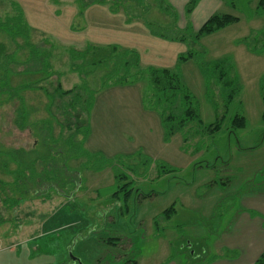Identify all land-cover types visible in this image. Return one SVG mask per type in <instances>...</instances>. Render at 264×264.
Here are the masks:
<instances>
[{"label":"rangeland","instance_id":"374dc122","mask_svg":"<svg viewBox=\"0 0 264 264\" xmlns=\"http://www.w3.org/2000/svg\"><path fill=\"white\" fill-rule=\"evenodd\" d=\"M220 1L216 13L239 20L196 37L204 19L185 7L170 26L155 2H133L135 12L122 0H0V18L23 36L13 40L0 26L10 53L0 59V180H18L12 149L46 157L57 148L69 171L61 194L37 177L12 209L0 192V264H208L239 255L223 241L244 206L264 198V7ZM149 20L184 39L154 34ZM152 69L179 74L197 121L166 119L183 109L159 100ZM58 82L87 100L81 127L75 117L72 127L56 120L53 112L65 121L71 99L55 94ZM127 182L128 212L125 191L114 196Z\"/></svg>","mask_w":264,"mask_h":264},{"label":"trees","instance_id":"16d2710c","mask_svg":"<svg viewBox=\"0 0 264 264\" xmlns=\"http://www.w3.org/2000/svg\"><path fill=\"white\" fill-rule=\"evenodd\" d=\"M122 1L127 2L129 4L131 3L130 5H131V7H133L134 10H135V8L133 5L134 4L133 2H135L136 5H138V6L140 4H142V2H145L147 7H149V9H151V6L155 2L159 11L162 14H164L165 17H167V18L170 17L172 19V22L169 25L170 26L176 25V22H177L176 12H177V10L172 4H170L168 2V0H143V1L142 0H122ZM199 1L200 0H188L186 7H185V13L191 14L194 11V9L196 8V6L198 5ZM131 7H128L129 10ZM259 7H261V8L264 7V0L260 1ZM135 12H138V11L135 10ZM238 20H239L238 17H236L230 13H215V14L211 15L201 25V27L195 33V36L200 37L203 34H209V33L216 32V31L228 26L229 24L237 22ZM11 22H12V20L9 17H7L6 20H4V21L0 18L1 29L3 31H5L9 35L10 38L15 40L17 37H19L21 35H19V34L17 35V34L13 33V31L11 29L12 28ZM156 24H157V22L155 23L152 20L148 21V25L150 26V28L154 34L162 36V37H169L171 39H176V38L177 39L178 38L184 39L183 36L181 37V36H178L176 34L170 33L171 31L161 30L158 26H156ZM25 33L26 32L24 31L23 33H20V34H25ZM21 37H23V36H21ZM27 44L29 45L30 43L26 42L25 47L26 46L28 47ZM20 48H23V45L17 43V49H15L16 53L19 51ZM7 50H8L7 45L3 41H0V59H2V58L4 60L10 59V53ZM191 56H192V54L190 53V54H188V57L182 56V58L187 59V58H190ZM29 57H28V59H30ZM15 61H16L15 62L16 64L21 63L19 60H15ZM27 63H29V61L26 60L25 64L27 65ZM76 66L77 65H75V68L77 69ZM216 66L219 67V64H217ZM48 67H49L50 73H52L51 64H49ZM224 78H225V75L221 73L220 77H219L220 81L223 82L225 87H231L233 85V81L231 79H224ZM150 80L152 82L156 96H159V100H161V101L165 100L166 102H168L169 104L172 105L173 109L176 108L177 103L180 102L179 104L181 105V108L183 109V112L180 116L175 114L174 111H171L169 114H167L166 119H174V121L179 123L180 126H185V124L187 122L197 121V119L199 118L197 109L192 105L184 107V105L186 104L187 101H189L191 96L185 91V89H183L178 73L173 72L169 69H152L150 71ZM25 86L30 87L29 84H26ZM39 87L43 88L42 85ZM19 90H21V89L17 88V93H16L17 95H18ZM234 91H235V89H232L230 94L227 96L228 102L232 101L233 96H234ZM54 92H55V94L59 95L60 97H69L70 96V98H71L68 101L67 105L65 107H63V114L65 115V121H60V119H58V117L56 116V114L52 110V112L55 115L58 123L64 127H72L71 117H75L78 120L77 127H81V125L79 123H81V122L85 123V119L83 118L81 113L83 111L86 113V110H87L86 109L87 108L86 101L87 100L83 98L84 96H83L82 92H80L79 87L76 86V87L71 88V89H64L62 87V84L60 82H58L57 86L55 87ZM179 93H182L183 105L181 104L182 102L178 98ZM16 94H15V96H16ZM12 96H14V95L11 94V97ZM53 97L54 96L52 95L53 100L51 103V109L53 108V104H54V98ZM184 101H185V103H184ZM23 120H24V117L22 115L21 121L19 123V125L21 127H23V125H24ZM233 123H235L236 125H238V124L242 125L244 123V117L241 115H236V117L233 120ZM209 127H210V129H216L217 127H220V124H216L215 126L210 125ZM79 133H80L79 128H77V130L74 133L70 134L69 138H73V137H75L76 134H79ZM36 150L35 151H25L24 149L20 148V149H12V150H9L7 152L8 155H10V157L17 163L18 169L20 172L16 184L5 183V182L0 180V192L4 193L3 201L11 209L14 207L15 204L20 202V198L23 197V195H24L23 192H25V189L32 191L31 184H32V182H33V184L37 183L36 182L37 177H39L43 180L42 183L44 181H45V183H47V185H48L47 189L53 188L54 191H56L59 194H61L60 190L65 191V189H66L67 185L66 186L64 185V183L66 181L60 177V174L63 172H69V171L66 167V164H62L61 157L59 155L60 151H58V149L56 148V149L52 150V151H54L53 154L50 152L48 156L43 157V156L39 155L36 152ZM33 154H35L34 157L32 156ZM38 164H41V166H42L40 171L37 167ZM28 173L32 176L30 182H28V178H29L27 175ZM117 176H119V175H117ZM68 180H70V181L73 180L74 182H78V179L76 181V179L73 177L72 178L69 177ZM129 186L130 185L127 182L123 186H121V188L119 190H117L114 193V196L116 197V196H120V194L123 191H125V192H123V201L125 203V207H126L127 212L129 211V200H130L132 192H133L132 188H129ZM6 188L7 189L9 188V190L11 191V194H8ZM62 195H66V193H62ZM174 210H175V207L171 206L169 209H167L165 211V213L167 214L168 217H170L171 213ZM253 212L254 213H252V214H257L255 211H253ZM190 246H191V244H189V247ZM208 264H210V262ZM255 264H264V252L258 257Z\"/></svg>","mask_w":264,"mask_h":264},{"label":"crops","instance_id":"0c3cea01","mask_svg":"<svg viewBox=\"0 0 264 264\" xmlns=\"http://www.w3.org/2000/svg\"><path fill=\"white\" fill-rule=\"evenodd\" d=\"M176 10L184 9L188 0H168ZM221 6L220 0H200L192 14V19L196 16L204 19L205 22L211 15L218 12ZM203 22V23H204ZM202 25V24H201ZM262 204H250L249 208L244 206L240 214V220L233 226L232 235L223 241V247L229 250H236L239 255L229 258H217L210 264H242L244 257L249 262L255 264L258 257L264 252V198L261 199ZM250 209V211H249ZM251 210L255 211L256 216H252ZM240 253L242 256H240ZM232 257V256H231Z\"/></svg>","mask_w":264,"mask_h":264}]
</instances>
